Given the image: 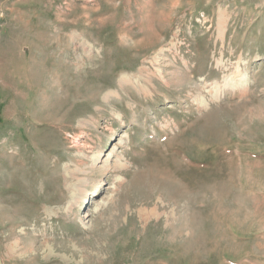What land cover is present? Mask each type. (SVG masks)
Instances as JSON below:
<instances>
[{
	"label": "rangeland",
	"instance_id": "obj_1",
	"mask_svg": "<svg viewBox=\"0 0 264 264\" xmlns=\"http://www.w3.org/2000/svg\"><path fill=\"white\" fill-rule=\"evenodd\" d=\"M0 264H264V0H0Z\"/></svg>",
	"mask_w": 264,
	"mask_h": 264
},
{
	"label": "bare ground",
	"instance_id": "obj_2",
	"mask_svg": "<svg viewBox=\"0 0 264 264\" xmlns=\"http://www.w3.org/2000/svg\"><path fill=\"white\" fill-rule=\"evenodd\" d=\"M218 18V17H217ZM219 21L218 22H220V24H224L225 22H226V19H227V17L225 16V15H220L219 16ZM230 23V22H229ZM147 34V33H146ZM239 70V69H238ZM130 81V80H129ZM145 82L147 83V84H152V80H151V77L148 75L147 76V81L145 80ZM166 83L167 84H169L168 83V81L166 80ZM225 86H224V89H221V93L225 90ZM14 159V158H13ZM94 168V167H93ZM101 187V184H99L96 188L98 189V188H100ZM94 191V190H93ZM42 248V247H41ZM31 249L30 248H28V247H21V244H19V243H16V244H14V245H12V247H11V252L13 253V254H17L19 251H22V252H24V253H27V252H29ZM12 253H10V254H12ZM12 254V255H13Z\"/></svg>",
	"mask_w": 264,
	"mask_h": 264
}]
</instances>
